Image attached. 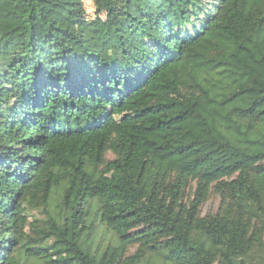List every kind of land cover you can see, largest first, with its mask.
<instances>
[{
    "label": "trees",
    "instance_id": "1",
    "mask_svg": "<svg viewBox=\"0 0 264 264\" xmlns=\"http://www.w3.org/2000/svg\"><path fill=\"white\" fill-rule=\"evenodd\" d=\"M91 1L0 0V264H264V0Z\"/></svg>",
    "mask_w": 264,
    "mask_h": 264
},
{
    "label": "rangeland",
    "instance_id": "2",
    "mask_svg": "<svg viewBox=\"0 0 264 264\" xmlns=\"http://www.w3.org/2000/svg\"><path fill=\"white\" fill-rule=\"evenodd\" d=\"M83 7L85 9V14H87L86 16L88 18H92L94 15V8L92 5V1L91 0H83ZM107 159H113V156L108 154L107 155ZM220 205V199L219 197H217L215 194L211 193L208 197V199L202 204L201 206V215H205L208 212H216L219 208ZM100 240V238L98 239V241ZM115 243V239L113 237V234L109 231L104 232L103 235V240L101 241V246L103 248H105L107 245H113ZM135 249H130L128 251L129 254H132L134 252Z\"/></svg>",
    "mask_w": 264,
    "mask_h": 264
},
{
    "label": "built area",
    "instance_id": "3",
    "mask_svg": "<svg viewBox=\"0 0 264 264\" xmlns=\"http://www.w3.org/2000/svg\"><path fill=\"white\" fill-rule=\"evenodd\" d=\"M86 12V11H85ZM87 15V14H86ZM87 17V16H86ZM88 18V17H87Z\"/></svg>",
    "mask_w": 264,
    "mask_h": 264
}]
</instances>
